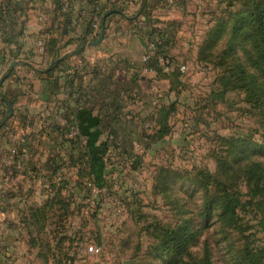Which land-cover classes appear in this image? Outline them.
I'll list each match as a JSON object with an SVG mask.
<instances>
[{"label":"rangeland","instance_id":"obj_1","mask_svg":"<svg viewBox=\"0 0 264 264\" xmlns=\"http://www.w3.org/2000/svg\"><path fill=\"white\" fill-rule=\"evenodd\" d=\"M10 1L13 5V0ZM120 1L112 5L124 12L122 17L113 16L119 37L135 39L130 48L142 55L139 63L145 65L150 58L143 57L151 51V39L136 32L143 17L128 9L139 0ZM172 1L184 8L180 9V18L154 19L158 21L155 24H163L156 25L162 29L172 25L174 44L166 50V58L158 60L160 73L144 68L155 71L159 77L165 75L166 81L158 88L155 85L156 93L143 90L135 92V96L125 93L123 107L113 106L107 113L103 112L104 108L94 111L100 114L103 123L109 121L102 137L109 144L105 156L108 175L101 190L82 178L86 184L84 187L80 184L79 196L74 194V215L69 220L68 231L76 233L69 236L72 246L79 250L74 264H198L202 261L249 264L248 259L258 250H264V194H255L256 183L250 170L257 173V166L264 167V106L248 100L242 88L222 83L229 74L227 66L219 65L218 61L227 45L228 32L209 50L210 55L204 56L200 50L215 19L229 17L225 8L229 0ZM238 5L237 1L234 7ZM95 21L91 41L100 33L101 20L97 17ZM175 28L179 33H175ZM44 47L40 45L43 50ZM97 50V46H86L85 56L91 58L90 53ZM236 53L244 67L257 75L248 58L250 54L254 56L250 46L236 47ZM51 64L46 59L36 67L45 70ZM86 64L85 73H96L92 71L98 68L95 59ZM113 97L121 100V95L113 94ZM134 98L142 104L130 105ZM1 114L2 111L0 119ZM37 119L42 124L38 122L34 131L21 132L15 140L13 124L2 132V140L4 137L7 144L0 146V165L13 163L20 168L24 165L21 152L25 150L32 155L41 146L44 151L50 148L58 153L54 160L57 177L79 178V164L71 168L70 157L75 159L85 145L82 139L70 135L75 130L72 117L68 115L66 121L58 124ZM36 131L49 134L45 135L47 140L34 137ZM26 135H29L28 143L24 139ZM41 171L35 174L46 172L45 166ZM43 187L41 184L40 190L46 189ZM223 191L234 193L240 201L232 226L220 219ZM185 221L197 234L182 260L171 262L158 247L161 228H172ZM2 223L5 222L0 220V264H49L45 255L52 259L51 253L61 262L60 252L39 248L38 243L50 245L45 232L29 238L17 220L14 225L23 236H4ZM30 239L31 242L36 239L33 250L28 246ZM97 246L98 251H88L89 247Z\"/></svg>","mask_w":264,"mask_h":264},{"label":"crops","instance_id":"obj_2","mask_svg":"<svg viewBox=\"0 0 264 264\" xmlns=\"http://www.w3.org/2000/svg\"><path fill=\"white\" fill-rule=\"evenodd\" d=\"M15 1L12 2L15 3ZM119 1L22 0L20 7L11 5L8 11L4 10L1 16L3 21L0 20V111L6 109L1 103L4 97L12 104V115L1 128L2 131L0 130L1 140L2 132L9 128V124H13L12 139L15 140L21 132L34 131L37 123H41L37 118L58 124L61 120L66 121L67 116L79 107L92 108L94 111L104 108L106 111L103 110V112L107 113L108 110H112L113 106L114 109L124 106L123 95L125 93L135 96L137 95L135 92L141 90L148 94L158 91V85L166 81L165 75L162 78L155 71H144L145 65L139 63L142 55L130 48V45L135 44V39L130 36L119 37L121 35L115 26L113 16L124 15L123 11L122 14L115 13L107 19L104 37L96 45L98 50L90 53L91 58L85 56V49L88 46L87 43L93 39L92 31L86 36V45L78 52L81 42L79 38L85 32L90 8L98 12L103 8H111L113 3L116 5ZM141 2L142 0H139L135 5L130 4L128 9L137 13ZM178 5L179 3L175 4L172 0L159 1L158 5L150 8L147 13L153 18L161 17L167 21L177 20L180 18V9L184 10ZM96 18L97 16L94 15L92 22ZM175 33H179L176 28ZM41 44H44V50L40 48ZM9 57L11 61L8 60ZM62 58L63 62L49 74L36 67L43 60L48 59L51 63L52 60L57 62ZM94 59L98 67L96 73H85L88 67L86 63ZM113 94L118 97L121 95V100L114 99ZM85 98H88L86 103L91 104L90 106L86 105ZM134 102L138 105L142 104L138 98H134L132 103H129L134 106ZM58 113L62 115L61 118L57 116ZM35 133L34 137L45 138V140H47L45 135L49 136V134L44 135L43 131ZM103 136L104 134L101 139ZM28 137L29 135H26L24 138L27 143ZM3 140L0 141V146L7 144L4 137ZM45 149L44 151L41 146H38L32 155L28 151H22L24 165L20 168L14 166L13 163L0 165V175H2L0 176V220L5 222L2 223L4 236L17 237L19 234L23 236L14 225L17 220L21 221L29 238L31 235L36 236L42 221H38L36 216H31V213L35 208L42 207L53 195L61 180L68 182L62 190V195H69L72 192L70 190H74L71 197L73 203L74 194L79 196L82 191L74 186L77 176L75 179L71 175L57 177L58 168L55 170V175H52L55 169L54 160L58 153L50 148ZM11 154V152L8 153V155ZM70 165L71 168H75L77 164L70 163ZM42 166H45L47 171L42 175L35 174L42 172ZM51 176L55 184L53 187H50L48 180ZM41 184L46 189L40 190ZM72 184L73 188H69ZM73 203L72 209L74 208ZM73 215L71 214L65 222L63 234L74 237L75 232L68 233L69 220ZM44 226L45 232L54 229L52 224H48V220L45 221ZM50 245L52 251L58 252L52 241ZM28 246L32 250V247H36L31 239L28 240ZM78 251L74 246L70 249L68 247L62 249V252H67L74 258L72 264L79 257L77 256ZM36 257L38 258L37 255ZM48 263L54 264L52 260H48Z\"/></svg>","mask_w":264,"mask_h":264},{"label":"trees","instance_id":"obj_3","mask_svg":"<svg viewBox=\"0 0 264 264\" xmlns=\"http://www.w3.org/2000/svg\"><path fill=\"white\" fill-rule=\"evenodd\" d=\"M22 0H17L13 5L20 7ZM162 0H142L140 10L136 13V16L141 15L142 20L139 21L136 32L143 33L146 37L155 42V52L150 57L145 67L152 70L161 72V68L158 66L159 58L165 59L167 55V49L172 47L174 44L172 25H166L165 28H160L154 25L158 21L152 18L147 11L153 8ZM238 1V7L235 8V2ZM229 0L226 5V12H228L229 17L227 19L216 18L214 25L207 31L206 37L200 48L204 56L210 55L209 50H211L219 39L225 34L229 33V38L227 45L221 50L219 65L227 66L228 77L222 81L223 85L228 87L242 88L248 97V100L252 102H257L260 106H264V0ZM10 0H3L0 4V20L3 21V8L5 11L9 10L11 6ZM21 4V5H20ZM112 10L120 9L109 8L101 9L100 11H95L91 9L88 11L85 32L81 38L80 42V52L86 45V36L92 31V18L97 16L100 20L103 19V23L106 28L107 19L113 14ZM169 27V29H168ZM244 45H249L252 49L254 56L249 55V61L252 67L258 72L257 75L250 73L245 67L243 62H240L238 55L236 53V47H242ZM247 51V49H246ZM55 61L52 60L51 63ZM63 62V58L60 61L55 62L51 67L48 66L45 69V73L49 74L53 69ZM230 62V65H228ZM88 68V67H86ZM97 69L92 68V71ZM4 97H2L1 103L5 105L6 109L2 111L0 121L8 113V105L5 102ZM8 101V100H7ZM10 104L11 102L8 101ZM12 105V104H11ZM72 117V124L77 128L79 134L86 138V145L82 151L78 153V156L73 159L70 157L71 164H79V178L75 180L76 186L80 189V184L82 187L85 185L81 179L86 178L87 181L91 182L98 189H102L106 186L107 180V166L105 161V155L109 149V144L107 141L101 139L102 134L106 129V125L109 121L103 123L100 114L94 113L92 108L79 107L74 112L69 115ZM5 126V125H4ZM55 169L52 175H55ZM258 172L255 173L253 181L256 183L254 185L255 194H264V167H258ZM50 181V187L55 186L52 181V176L48 179ZM68 182L66 180H61L60 184L55 188L53 195H51L47 201L40 208H35L32 211L31 216H36L38 221H42V225L38 229L37 235L44 231V223L48 220L49 225H53L54 229L45 232L47 242L51 241L55 245V249L62 254L61 262L54 259V254L51 253V258L46 260H52L54 264H72L73 257L67 252H62V249L68 247L72 248V238L68 235H64V224L68 220V217L73 214V209L71 205L73 203L71 197L72 193L69 195H62V190L67 186ZM69 191V189H68ZM221 213L220 219L223 223L232 226L235 224L237 219V209L240 206L239 198L231 192L223 191L221 193ZM210 202H207L209 205ZM53 219V220H52ZM197 234L196 229H191L187 221L182 224H178L172 228H161L160 239H159V249L167 256L169 261L175 262L177 260H182L183 254H185L190 247L194 236ZM34 239L32 244H35ZM68 242V245H64ZM39 248L43 250L47 249V252L51 250L48 243L40 245ZM41 251V250H40ZM39 251V252H40ZM52 251V250H51ZM203 262V261H202ZM200 262L198 264H208L207 261ZM249 264H264V250H258L256 254L248 259Z\"/></svg>","mask_w":264,"mask_h":264},{"label":"water","instance_id":"obj_4","mask_svg":"<svg viewBox=\"0 0 264 264\" xmlns=\"http://www.w3.org/2000/svg\"><path fill=\"white\" fill-rule=\"evenodd\" d=\"M113 13H120L122 14V12L118 11V10H112ZM104 33H105V26H104V23H103V19L101 20V28H100V33L98 35V37L93 40V41H90L87 43L88 46H96L98 45L103 37H104ZM55 62H53L50 67L54 64ZM5 102L7 103L8 105V113L7 115L0 121V128L5 124V122L9 119V117L12 115V105L7 101L5 100Z\"/></svg>","mask_w":264,"mask_h":264},{"label":"built area","instance_id":"obj_5","mask_svg":"<svg viewBox=\"0 0 264 264\" xmlns=\"http://www.w3.org/2000/svg\"><path fill=\"white\" fill-rule=\"evenodd\" d=\"M97 19V18H96ZM96 23H97V21H94L93 22V24H92V26H93V28L95 29V27H96ZM150 48H151V51H149V54L148 55H145L144 57H143V59L145 60V59H149L153 54H154V52H155V42L154 41H151L150 42ZM152 54V55H151ZM146 60V61H147ZM145 69H147V70H149L147 67H145ZM73 127H74V131H73V133H70V135L71 134H74V137L75 138H78V139H82L83 141H84V145H86V138L84 137V136H81L80 134H79V132H78V130H77V128L73 125ZM85 147V146H84ZM107 154V153H106ZM106 156V155H105ZM92 186L93 187H95L93 184H92ZM96 189H98L97 187H95ZM103 189V188H102ZM100 249V247L99 246H97V247H89L88 248V251H91V252H96V251H98Z\"/></svg>","mask_w":264,"mask_h":264}]
</instances>
